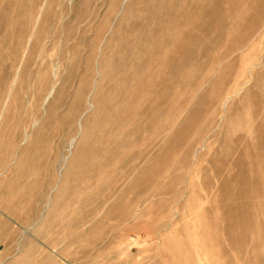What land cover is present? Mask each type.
Listing matches in <instances>:
<instances>
[{
    "label": "rangeland",
    "instance_id": "rangeland-1",
    "mask_svg": "<svg viewBox=\"0 0 264 264\" xmlns=\"http://www.w3.org/2000/svg\"><path fill=\"white\" fill-rule=\"evenodd\" d=\"M130 2L0 0V264H264V0Z\"/></svg>",
    "mask_w": 264,
    "mask_h": 264
},
{
    "label": "bare ground",
    "instance_id": "bare-ground-1",
    "mask_svg": "<svg viewBox=\"0 0 264 264\" xmlns=\"http://www.w3.org/2000/svg\"><path fill=\"white\" fill-rule=\"evenodd\" d=\"M192 1V0H191ZM198 1V0H197ZM200 1H202V0H200ZM185 2H186V0H185ZM195 2V1H194ZM193 2V3H194ZM141 3H144V5H143V9H144V16L147 14V16H148V13H149V11L150 10H152L151 8H150V6H148L147 5V0H141L140 1V3H139V1L138 0H131V2L128 4V9H132L134 6H136V5H138V4H141ZM169 3V2H168ZM182 3V2H181ZM184 3V2H183ZM196 3V2H195ZM201 3V2H200ZM186 4V3H185ZM191 4V3H190ZM170 6V5H169ZM184 6V5H183ZM188 7V6H187ZM60 8V7H59ZM185 9H187V8H185ZM204 9V8H203ZM168 10H169V8H168ZM167 10V11H168ZM188 10V9H187ZM165 11V10H164ZM197 11V10H196ZM29 12H30V10H29ZM201 13V12H200ZM25 14V13H24ZM168 14V13H167ZM178 14H180V12H178ZM177 15V14H176ZM184 15V14H183ZM185 15H188V14H185ZM184 15V16H185ZM152 16V15H151ZM180 16V15H179ZM188 16H190V15H188ZM166 17V16H165ZM161 18V17H160ZM187 19V18H186ZM192 19V18H191ZM182 20V19H181ZM144 23V22H143ZM186 23V22H185ZM189 26V25H188ZM25 27V26H24ZM23 27V28H24ZM28 27V26H27ZM160 28V27H159ZM167 30V29H166ZM215 30V29H214ZM175 32V31H174ZM192 32H194V31H192ZM182 33V32H181ZM157 34V33H156ZM178 36V35H177ZM13 37V36H12ZM15 38V37H14ZM160 39H161V37H160ZM16 40V39H15ZM177 40H178V38H177ZM14 42H16V41H14ZM20 42V41H19ZM21 43V42H20ZM156 44H157V42H156ZM173 44V43H172ZM34 48H36V47H34ZM157 48V47H156ZM172 49V48H171ZM35 50V49H34ZM156 50V49H155ZM166 51V50H165ZM199 51V50H198ZM154 52V51H153ZM154 54V53H153ZM153 58H155V57H153ZM153 58H152V60H153ZM162 59V58H161ZM30 60V59H29ZM150 60V59H149ZM154 61V60H153ZM169 62V61H168ZM152 64V63H151ZM164 64V63H163ZM3 66V65H2ZM97 67V66H96ZM159 69V68H158ZM38 74H39V72H38ZM16 75V74H15ZM40 77V76H39ZM16 78V77H15ZM23 79V78H22ZM13 80V79H12ZM17 80V79H16ZM23 81V80H22ZM101 82V81H100ZM12 83V82H11ZM46 83V82H45ZM99 83V82H98ZM125 83V82H124ZM139 83V82H138ZM84 84V83H83ZM142 84V83H141ZM44 85V84H43ZM7 86V85H6ZM41 86V85H40ZM160 86V85H159ZM8 87V86H7ZM131 88V87H130ZM85 89V88H84ZM151 89V88H150ZM7 90V89H6ZM23 90H24V88H23ZM34 90H35V88H34ZM45 90V89H44ZM176 91V90H175ZM26 92V91H25ZM102 92H103V90H102ZM118 93V92H117ZM126 94V93H125ZM129 94V93H128ZM36 96V95H35ZM113 96V95H112ZM96 97V96H95ZM100 97V96H99ZM88 99V98H87ZM110 101V100H109ZM88 103V102H87ZM109 103V102H108ZM6 104V103H5ZM50 104V103H49ZM104 104V103H103ZM3 105V104H2ZM170 105V104H169ZM52 106H53V104H52ZM89 106L90 107H92L93 106V103L92 102H89ZM101 107V106H100ZM14 108V107H13ZM31 108V107H30ZM171 109V108H170ZM1 110V109H0ZM139 111V110H138ZM31 113H32V111H30ZM11 113V112H10ZM25 113V112H24ZM124 113V112H123ZM137 113V112H136ZM33 114H34V111H33ZM32 114V115H33ZM117 114V113H116ZM13 115V114H12ZM24 115V114H23ZM61 115H62V113H61ZM7 116V115H6ZM91 116V115H90ZM120 116V115H119ZM122 116V115H121ZM129 116V115H128ZM134 116V115H133ZM132 117V116H131ZM67 118V117H66ZM2 119V118H1ZM80 119V118H79ZM91 119V118H90ZM3 120V119H2ZM62 120V119H61ZM11 121H12V119H11ZM25 122V121H24ZM76 122V121H75ZM78 122V121H77ZM80 122V121H79ZM79 122H78V124H79ZM134 124V123H133ZM264 124V123H263ZM263 124H261L260 126H262ZM13 125H14V122H13ZM28 125V124H27ZM131 125H132V123H131ZM80 126V125H79ZM119 126V125H118ZM27 127V126H26ZM81 127L83 128V126H82V123H81ZM164 127V126H163ZM79 128V127H78ZM107 128H109V127H107ZM141 129V128H140ZM31 130V129H30ZM76 130V129H75ZM74 130V131H75ZM155 130V129H154ZM62 131V130H61ZM64 132V131H63ZM78 132V131H77ZM78 134V133H77ZM76 134V135H77ZM75 136V135H74ZM119 136V135H118ZM26 137V136H25ZM70 139V138H69ZM25 142V141H24ZM147 142V141H146ZM75 144H76V137H73V135H72V138L69 140V142H68V144H67V149H68V151H73V149H74V146H75ZM54 145V144H53ZM12 146V145H11ZM55 148H56V146H55ZM142 150V149H141ZM49 151H51L50 149H49ZM69 153V152H68ZM54 154V153H53ZM51 155H52V153H51ZM149 155V154H148ZM59 158V157H58ZM69 158H70V156L68 155V154H66V155H64V157H63V159H61V160H63V162L66 160H69ZM147 158V157H146ZM261 160H262V156H260V157H258V159H257V157H256V159H252L251 160V162H250V167H252L254 164H255V161H256V163H257V167H258V169H260V167L258 166V164L260 165V162H261ZM57 163V162H56ZM49 164V163H48ZM62 164H64V163H62ZM50 165V164H49ZM69 167V166H68ZM62 168V167H61ZM51 169V168H50ZM56 169H57V167H56ZM58 171V170H57ZM260 173V172H259ZM257 174V173H256ZM58 178V177H57ZM261 180V179H260ZM245 179H241L240 180V183L241 184H246L245 183ZM106 183V182H105ZM92 184V183H91ZM117 184V183H116ZM55 185H57V184H55ZM262 186V185H261ZM53 190V189H52ZM250 191V190H249ZM50 194V193H49ZM117 194V193H116ZM115 195V194H114ZM131 196V195H130ZM256 197V196H255ZM32 200V199H31ZM59 200V199H58ZM259 200V199H258ZM47 205V204H46ZM116 207V206H115ZM239 207V206H238ZM114 208V207H113ZM241 208V207H240ZM44 209V208H43ZM215 209H213V211H214ZM42 211V210H41ZM238 211V210H237ZM120 216V215H119ZM40 218V217H39ZM229 232V231H228Z\"/></svg>",
    "mask_w": 264,
    "mask_h": 264
}]
</instances>
